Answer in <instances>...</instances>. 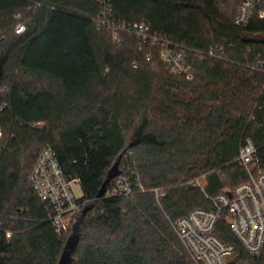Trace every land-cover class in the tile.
<instances>
[{
  "label": "trees",
  "instance_id": "1",
  "mask_svg": "<svg viewBox=\"0 0 264 264\" xmlns=\"http://www.w3.org/2000/svg\"><path fill=\"white\" fill-rule=\"evenodd\" d=\"M110 2L112 22L146 23L186 49L194 77L170 71L159 47L115 38L99 23L101 0H0V264H197L173 223L249 180L238 160L248 139L264 169L258 11L238 26V1ZM47 145L86 202L62 234L30 180ZM115 165L132 194L114 192L115 176L97 198ZM216 233L235 244L229 264H264L225 213Z\"/></svg>",
  "mask_w": 264,
  "mask_h": 264
},
{
  "label": "built area",
  "instance_id": "2",
  "mask_svg": "<svg viewBox=\"0 0 264 264\" xmlns=\"http://www.w3.org/2000/svg\"><path fill=\"white\" fill-rule=\"evenodd\" d=\"M207 1L223 3L225 0ZM232 1H238L234 16L236 25L247 26L255 11H258L260 18H264V9L258 7L263 0ZM101 3L99 23L113 31L115 38L119 37L120 32H127L135 36L140 44L161 48L162 60L170 71L184 75L189 80L193 79L192 68L186 60V49L176 47L167 37L151 34L146 23L112 22L113 10L110 0H101ZM15 28L17 32H22L25 26L19 24ZM208 54L217 57L218 48H211ZM255 67L264 73V59H259ZM256 153L257 148L248 139L238 157L249 175L248 181L215 197L207 195L213 202L211 209H194L173 223L179 239L197 264H229L234 256L235 244L224 241L216 233L217 223L223 213L226 214L231 231L245 250L252 256L261 255L264 248V169L257 167ZM30 180L38 196L55 208L56 212L50 217V221L56 231L60 234L66 232L70 216L80 211L86 202L76 196L74 185L78 179L66 174L51 145L42 150ZM136 182L141 190H145L139 179ZM194 183L202 187L200 179L194 180ZM113 187L116 194L130 196L133 192L132 178L121 171L116 176ZM154 191L159 194L160 189ZM2 226L0 221V228ZM6 236L10 237L11 232L7 231Z\"/></svg>",
  "mask_w": 264,
  "mask_h": 264
},
{
  "label": "water",
  "instance_id": "3",
  "mask_svg": "<svg viewBox=\"0 0 264 264\" xmlns=\"http://www.w3.org/2000/svg\"><path fill=\"white\" fill-rule=\"evenodd\" d=\"M119 172H120V171L118 170L117 165H115V166L110 170V172H109V174H108L106 180L104 181L103 185L101 186L100 190H99L98 193H97V198H101V197H103V196L106 194V192H107V186H108L109 182L111 181V179H112L113 177L117 176V175L119 174ZM77 229H78V226H76V227L74 228L75 231H77ZM74 245H75V242L73 243V246H74Z\"/></svg>",
  "mask_w": 264,
  "mask_h": 264
},
{
  "label": "rangeland",
  "instance_id": "4",
  "mask_svg": "<svg viewBox=\"0 0 264 264\" xmlns=\"http://www.w3.org/2000/svg\"><path fill=\"white\" fill-rule=\"evenodd\" d=\"M74 192H75L77 197H81L83 194L79 181H77L74 185Z\"/></svg>",
  "mask_w": 264,
  "mask_h": 264
}]
</instances>
